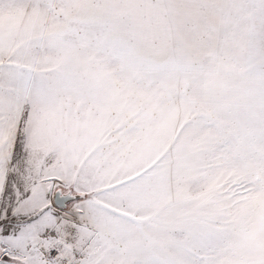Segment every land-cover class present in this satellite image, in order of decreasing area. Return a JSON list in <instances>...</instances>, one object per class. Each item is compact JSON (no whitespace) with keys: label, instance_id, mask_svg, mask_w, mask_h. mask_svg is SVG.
<instances>
[{"label":"snow or ice","instance_id":"obj_1","mask_svg":"<svg viewBox=\"0 0 264 264\" xmlns=\"http://www.w3.org/2000/svg\"><path fill=\"white\" fill-rule=\"evenodd\" d=\"M0 264H264V0H0Z\"/></svg>","mask_w":264,"mask_h":264}]
</instances>
